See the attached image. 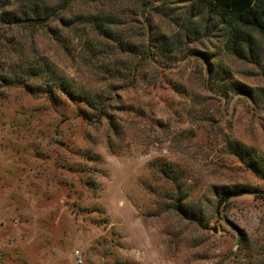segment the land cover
I'll list each match as a JSON object with an SVG mask.
<instances>
[{"label":"rangeland","instance_id":"rangeland-1","mask_svg":"<svg viewBox=\"0 0 264 264\" xmlns=\"http://www.w3.org/2000/svg\"><path fill=\"white\" fill-rule=\"evenodd\" d=\"M59 14L89 21L0 22V264H264V194L215 213L264 190V37L228 49L204 0ZM38 55L70 92L3 80Z\"/></svg>","mask_w":264,"mask_h":264},{"label":"trees","instance_id":"trees-1","mask_svg":"<svg viewBox=\"0 0 264 264\" xmlns=\"http://www.w3.org/2000/svg\"><path fill=\"white\" fill-rule=\"evenodd\" d=\"M16 0H7L3 5L7 9L0 12V22L15 24L18 22L28 27H47L52 21H59L64 25L82 22L80 19L89 21V17H73L69 21L64 20L59 12H68L75 0H18L25 2V9L20 13L10 10V6ZM216 11L220 22L227 30L226 46L230 50H236L239 47L251 42L254 33L264 37V0H204ZM52 3V4H51ZM11 19H14L11 22ZM17 25V23L15 24ZM101 20H96L95 26H103ZM142 55L149 56L146 51ZM21 63H18L16 71H12V80H3L7 84L27 85L25 78L39 76L44 84L49 87L48 92L55 88H62L65 92H70L71 84L67 77L63 75L58 68L46 57L38 55L35 60L25 61L22 57ZM21 68V71L19 69ZM11 71V70H10ZM24 79V80H23ZM87 103L91 109L88 112H81L80 115L87 121H93L95 114L97 117H106V103L100 99L87 98ZM94 110V112H92Z\"/></svg>","mask_w":264,"mask_h":264},{"label":"water","instance_id":"water-1","mask_svg":"<svg viewBox=\"0 0 264 264\" xmlns=\"http://www.w3.org/2000/svg\"><path fill=\"white\" fill-rule=\"evenodd\" d=\"M244 193H251V194H264V190H260V189H246V190H239V191H234V192H231V193H228L226 194L225 196H223L217 203L216 205V216L218 218L221 217L220 215V206L222 205V203L230 198V197H233V196H236V195H241V194H244Z\"/></svg>","mask_w":264,"mask_h":264}]
</instances>
